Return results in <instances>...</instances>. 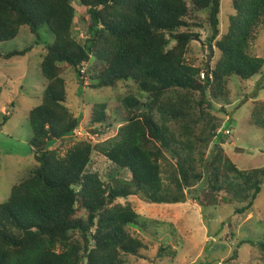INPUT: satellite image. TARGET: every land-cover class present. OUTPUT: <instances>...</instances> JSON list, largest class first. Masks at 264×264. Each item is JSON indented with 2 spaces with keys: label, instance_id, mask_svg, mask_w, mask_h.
Masks as SVG:
<instances>
[{
  "label": "trees",
  "instance_id": "16d2710c",
  "mask_svg": "<svg viewBox=\"0 0 264 264\" xmlns=\"http://www.w3.org/2000/svg\"><path fill=\"white\" fill-rule=\"evenodd\" d=\"M221 3L0 0V46L25 26L38 39L44 26L54 36L40 65L46 79L42 100L29 113V146L39 165L0 202V264H128L129 256L148 249L131 226L145 230L150 223L132 203L119 202L132 195L178 204L196 189L192 197L203 206L236 204V214L253 208L263 190L264 166L242 169L233 161L217 113L228 112L218 104L230 100L231 78L246 83L264 73V58L252 50L264 27V0H234L235 13L223 34ZM77 5L87 17L83 41L75 33ZM204 27L212 33L206 44L220 53L214 66H196L187 57ZM32 48L0 51V57L23 56ZM69 70L96 89L133 81L140 96L123 97L113 117L107 103H96L89 120L93 132L105 134V123L113 127L116 117L117 134L97 143L76 138L62 153L60 146L75 137L83 120L68 103ZM252 121L264 129V102L253 109ZM94 151L131 178L105 182L89 172ZM258 245L264 252V240ZM177 253L172 245H162L158 257Z\"/></svg>",
  "mask_w": 264,
  "mask_h": 264
},
{
  "label": "rangeland",
  "instance_id": "374dc122",
  "mask_svg": "<svg viewBox=\"0 0 264 264\" xmlns=\"http://www.w3.org/2000/svg\"><path fill=\"white\" fill-rule=\"evenodd\" d=\"M233 2L222 0L221 34L228 31L230 16L235 13ZM77 7L75 33L83 41L87 36V17L85 8ZM200 30L202 37L193 40L187 57L192 64L204 67L211 54L210 45L206 43L212 33L207 27ZM258 30V39L252 44V50L254 55L264 58V27ZM39 33L38 39L25 26L17 38L0 46L4 54L33 46L26 55L11 59L0 57V84L3 87L0 98V202L8 199L13 185L39 165L29 146L32 136L29 113L41 103L46 79L40 65L47 52V45L54 41L48 26L42 27ZM213 47L214 54L210 60L212 66L220 56L216 47ZM65 78L69 87L68 103L83 118L81 128L84 137L66 139L60 146L62 153L76 138H88L97 143L117 134L120 122L116 117L113 118V127L105 123L108 130L105 134L93 132L95 127L89 126V120L96 103H107L108 113L113 117L118 114L117 109L121 107L120 100L123 97L131 93L140 96L138 86L133 81L96 89L89 86V79L81 83L74 70L67 71ZM229 88L232 91L230 100L218 104V108L224 105L228 112L217 113L223 120L220 132L229 135L224 144L226 152L242 169L263 167L264 129L254 124L252 111L259 102H264V73L246 83L233 77ZM87 170L97 172L105 182H111L117 176L131 178L129 171L118 168L98 151H94ZM195 194L196 189H193L188 201L178 204L149 203L137 195L119 199L123 204L132 203L137 212L150 221L145 230L131 226L132 231L147 243L148 249L141 250L139 256H129L128 264H264V252L258 247V242L264 240V185L253 208L243 214L235 213L236 204L203 206L192 197ZM202 194L208 195V192ZM83 215L87 218L88 214L83 212ZM243 240L248 243L242 244ZM253 242H257V245H253ZM162 245H172L178 251L177 255L159 258Z\"/></svg>",
  "mask_w": 264,
  "mask_h": 264
},
{
  "label": "built area",
  "instance_id": "2783aa9c",
  "mask_svg": "<svg viewBox=\"0 0 264 264\" xmlns=\"http://www.w3.org/2000/svg\"><path fill=\"white\" fill-rule=\"evenodd\" d=\"M228 134L230 133L229 130H227ZM89 134V133H88ZM90 135V134H89ZM75 136H78V137H84L83 135V132H82V128H79L75 131Z\"/></svg>",
  "mask_w": 264,
  "mask_h": 264
},
{
  "label": "water",
  "instance_id": "95a60500",
  "mask_svg": "<svg viewBox=\"0 0 264 264\" xmlns=\"http://www.w3.org/2000/svg\"><path fill=\"white\" fill-rule=\"evenodd\" d=\"M213 54H214V50H213V47H211V54L209 56L208 64L210 63V60H211V57L213 56Z\"/></svg>",
  "mask_w": 264,
  "mask_h": 264
}]
</instances>
